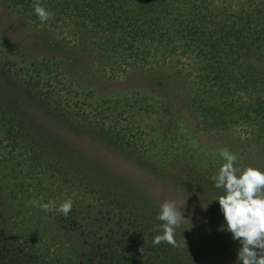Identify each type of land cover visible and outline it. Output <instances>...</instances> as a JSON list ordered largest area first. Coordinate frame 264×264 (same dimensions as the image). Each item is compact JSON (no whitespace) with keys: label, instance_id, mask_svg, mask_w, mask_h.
Masks as SVG:
<instances>
[{"label":"trees","instance_id":"obj_1","mask_svg":"<svg viewBox=\"0 0 264 264\" xmlns=\"http://www.w3.org/2000/svg\"><path fill=\"white\" fill-rule=\"evenodd\" d=\"M0 2L32 28L62 41L87 36L100 63L116 74L182 66L190 79L189 108L201 127L244 130L264 149V0ZM36 3L54 15L42 23L34 12ZM5 51L0 45V63L14 66L20 81L41 92L46 88L45 98L66 115L120 140L162 172L214 183L225 161L220 157L206 166V155L189 143L193 136L186 137L187 120L173 100L132 91V97H98L102 102L96 108L101 109L95 111L88 108L89 97L71 95L67 76L51 68L52 58L17 64ZM125 114L130 117L123 120ZM147 116H156L149 129H162L160 141L139 139ZM21 140L0 117V264H198L183 243L153 245V237L161 233L132 197ZM234 154V167L264 172V154L251 159ZM33 199L55 202L56 207L45 212L32 206ZM69 199L72 211L64 217L57 209Z\"/></svg>","mask_w":264,"mask_h":264},{"label":"rangeland","instance_id":"obj_2","mask_svg":"<svg viewBox=\"0 0 264 264\" xmlns=\"http://www.w3.org/2000/svg\"><path fill=\"white\" fill-rule=\"evenodd\" d=\"M0 45L6 47L5 53L17 64L52 58L51 68H58L67 76L68 91L73 97H89L90 109H101L96 105L103 97H132V91L161 94L166 100H173L179 106L177 112L187 120L183 125L186 137L193 136L189 143L200 149L201 155H206L207 167L220 161L221 149L250 159L264 154L262 145L248 139L244 130L212 131L201 127V122L190 111V79L180 65L116 74L100 63L87 36L62 41L56 35L32 28L19 12L1 2ZM3 57L0 53V61ZM9 65L0 63V117L10 134L22 138L28 147H39L56 160L132 197L150 213L157 227L161 224L156 220L160 204L175 201L188 219L176 229L175 239L184 245L186 242L185 246L194 251L197 263L237 264L240 244L232 239L231 233L220 230L222 225L226 228V223L215 199L223 195V190L217 189L211 179L199 176L191 182L160 171L120 140L91 129L85 120L68 116L53 106L45 98L46 88L41 92L20 81L12 69L14 66L8 69ZM59 71L55 73L63 79ZM98 97L102 99L99 101ZM161 115L167 117L165 113ZM129 117L125 114L122 119ZM156 121V116L145 117L146 126L137 133L141 141H160L162 129H149ZM210 201L207 210H202L201 204Z\"/></svg>","mask_w":264,"mask_h":264},{"label":"clouds","instance_id":"obj_3","mask_svg":"<svg viewBox=\"0 0 264 264\" xmlns=\"http://www.w3.org/2000/svg\"><path fill=\"white\" fill-rule=\"evenodd\" d=\"M34 12L42 23L54 15L39 3L34 5ZM219 155L225 163L212 179L215 187L223 190V195L215 199L226 223V228L222 225L220 230L231 233L232 239L239 242L237 264H264V172L253 167H234L237 157L227 149H221ZM212 201L201 204L202 210H207ZM31 204L45 212L56 207L55 202L40 203L36 199ZM185 204L186 201L183 207ZM57 210L67 217L72 211L71 199L62 202ZM156 220L161 222L158 226L161 234L153 237V245L165 243L177 247L176 229L188 219L176 202L161 203ZM139 251L143 253L144 247Z\"/></svg>","mask_w":264,"mask_h":264}]
</instances>
